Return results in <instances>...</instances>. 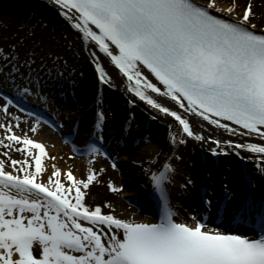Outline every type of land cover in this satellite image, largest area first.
Returning <instances> with one entry per match:
<instances>
[{"label": "snow or ice", "instance_id": "obj_1", "mask_svg": "<svg viewBox=\"0 0 264 264\" xmlns=\"http://www.w3.org/2000/svg\"><path fill=\"white\" fill-rule=\"evenodd\" d=\"M53 3L88 52L98 83L114 87L119 79L129 105L142 102L156 113L153 120L171 117L177 131L170 133V154L140 164L159 208L156 222L92 207L88 191L107 171L96 164L110 162L118 170L102 101L77 144L79 128L65 136L63 123L26 107L34 95L48 104L47 80L54 72L64 75L59 57L49 65L33 52L0 48V264H264V29L253 22L250 0L235 16L234 6L221 8L216 0ZM45 126L71 144L68 160L87 159L79 178L74 169L60 168L55 161L64 158L37 139ZM130 128L121 129V145ZM190 140L201 144L212 165L234 158L240 176L234 183L231 168L206 169L199 211L188 222L177 219L171 192L184 195L194 186L191 177L177 184L178 150ZM107 188L124 190L114 182ZM221 206L226 221L210 222ZM233 223L249 228L236 231Z\"/></svg>", "mask_w": 264, "mask_h": 264}, {"label": "rangeland", "instance_id": "obj_2", "mask_svg": "<svg viewBox=\"0 0 264 264\" xmlns=\"http://www.w3.org/2000/svg\"><path fill=\"white\" fill-rule=\"evenodd\" d=\"M202 1L203 0H198L199 3H201ZM216 3L219 7L225 9L230 6H234L235 11L233 13L237 15L238 13H241L244 10V7L249 3V0H216ZM250 3L252 4L253 11L255 12V18L253 22L256 25L258 24V26L260 25V29H264V0H250ZM13 36H17L21 42H25L28 44H31L32 42L37 44H49L50 47L46 48L45 50L47 58H49L51 61H55L59 57L58 64H65L66 62L67 72H64V74L67 73L68 76L65 77V75H63V77H58L56 74H54L51 79L47 80V83L44 86V94L50 98L52 94H50L49 92L55 91L57 89L59 95L65 96L63 98V104L65 103V105H63L61 108L60 106L58 107V105L53 104L54 102L52 101L53 103L51 110H53L54 112L56 111L57 116L60 119L59 122H65L68 125H72L73 123H75V121L79 120L81 117L80 116L79 118H76L75 116H77V112H79V108L82 105L81 103L80 105L77 101L78 93L76 92V90L78 88L81 89L82 85L86 87L88 85H92L93 91L97 92V88L100 86L99 83L96 81V78L92 74L93 72L91 70L93 67L85 69L83 68L81 71L76 69V74L73 71L75 67L74 62H76V60L82 59L85 61V63L89 62L87 53L84 50L81 42L78 40L76 32L69 26L67 21L60 14L56 16V14H54L53 11H49V9L48 11H45L39 8H33L32 6L26 7L19 3L11 2L9 0H0V48H3L5 50L6 39H10ZM50 42H52V45ZM67 64L69 65V67H67ZM65 78H71L70 80L73 81L71 82V84L74 86L76 85L77 88L68 90L66 87H63L61 84L63 79ZM109 87L115 89L112 91L115 98L106 100L105 97H102V93H104V95L105 93L109 94ZM102 93L98 92V95L101 97V106L104 112L106 113L107 117L110 116V114L113 115L116 111L120 109H125L123 113V115L125 116L124 118L128 117L127 113L129 111L135 112V110H139L143 114L142 119L139 123L141 125L135 123V121H133L131 124L132 126L136 125V128L139 129V131H137L138 134L135 136L136 139L139 137L141 141L142 137H148L150 142L141 143L139 146L131 149L132 151H134L132 153L134 154V159H136L139 154L140 155L138 157H141V159L143 160L154 158L158 154H169L168 150L171 146L169 143V135L167 134L165 141H160V137H162V139L165 138V132L169 130L167 124L168 122L160 121V119L162 120L165 118L158 116L157 119H155L156 124L148 125L147 123H144V121L147 122L146 119H148V117L156 115L155 112L150 110V112L152 113L151 115L147 111H144L143 108L140 109L139 107H137V104H135V107L131 108V110L127 109L128 107H125L126 104L122 103V92L118 91L117 88H113V86L103 88ZM69 94H71L70 97L75 101L74 103H70L69 100L71 99L69 97ZM93 97L94 93L92 94L91 100L94 99ZM104 102L105 105H103ZM64 106L66 107L64 108ZM66 108L69 110L66 111ZM24 118L25 117L21 114V119ZM78 126L81 131V125ZM144 130L145 132L147 130L153 131L156 135L143 134ZM156 137H158V139ZM37 139L42 140L47 145V150L52 156L64 158L63 160L57 159L55 161V163L60 168L64 169L65 171L68 168H72L75 170V174L79 173L81 175L82 170L87 165V159L77 157L75 161L68 160V157L72 154L71 149L69 150V147L60 144V139H57V137H55V140L51 144H48L49 140H47L46 138L43 140L41 136H38ZM57 148L59 150V153H57L56 155L54 154V150ZM201 149V145L190 146L188 148V152L185 154L186 157L184 161L183 170L185 172L191 173V171H195L196 168L197 170L201 169L200 178L202 180L203 173L206 169H208V167L205 168L200 162H197ZM125 150L126 149L121 150L120 148H118L117 145H114L112 146V148H109V151L113 153L117 160L118 170L116 171H113L111 169L110 162L100 161L96 164V168L98 169H107V171L102 175L100 183L104 184L111 181V175H113L117 180L119 179L123 182L127 180L126 178H128L125 173H131L130 170H134V168L141 170L140 164L136 160H134L132 164L128 163L127 161H121V158L125 156H131V150H129L128 147L127 150ZM13 157L16 159L22 158L20 154L17 153H13ZM229 164L230 162H222V172H225L227 168L232 169V167H229ZM8 170L10 171L11 169L9 168ZM183 176L184 177L182 179L188 177L187 175ZM118 185L119 187H122L124 189L123 192L119 193V200L121 203L125 204V206L129 208L130 205L127 199L133 197L130 194L131 186L121 185L119 182ZM143 185H145V178L143 180ZM194 193H196L197 196V189L193 186L190 192L181 195L180 199H172V202L173 200H177L178 204L181 206L180 208H177V211L179 215L183 217L184 221L190 222L189 217L199 211L197 206L193 204ZM86 203L92 207L100 206L96 200H90V198L86 199ZM133 218H135V216ZM136 219L138 221L140 220V222L143 221L140 217H136Z\"/></svg>", "mask_w": 264, "mask_h": 264}, {"label": "bare ground", "instance_id": "obj_3", "mask_svg": "<svg viewBox=\"0 0 264 264\" xmlns=\"http://www.w3.org/2000/svg\"><path fill=\"white\" fill-rule=\"evenodd\" d=\"M23 1L27 2V0H23ZM204 3H205V0H203L201 2V4H204ZM30 4H33V3L30 2ZM54 14H56V16H58V13H55L54 12ZM235 15L236 14L233 13V16H235ZM257 30H260V25L258 26V24H257ZM76 35H77V33H76ZM78 40L81 42V40L79 39V37H78ZM50 43L52 45V42H50ZM81 44H82V42H81ZM5 45H6L5 51H7L8 49H10L12 47H15L21 53L22 56H23V53H25V52H33V53H35L38 63L40 62V60H44V62L46 64H49V65H51V63H52V61L49 58H47L46 53H45L46 48L50 47L49 44H37V43H34V42H32L31 44H28V43H25V42H21L18 39L17 36L16 37L13 36L10 39H6ZM86 53H87L88 61L89 62L88 63L87 62L85 63V61L82 60V59L76 60V62H74L75 63L74 66L75 67H74L73 71L76 74V69L81 71L83 68L85 69V68H92L93 67L91 71L93 72L92 73L93 76L96 78V73L94 72L95 71L94 66L90 62V58H89V55H88V52L87 51H86ZM58 65H59V67L61 68V70L63 72H67V68L65 67V64H58ZM67 67H69L68 64H67ZM110 69H111V65H109V69L108 70H110ZM54 74H55V72L53 73V75ZM64 75H65V77L68 76L67 73H65ZM70 79L71 78H65V79H63L62 85L64 83H67L68 84L70 82H73ZM113 85H114L115 88H117L118 91H121L122 92V94H123V96L121 95L122 103H125L126 104L125 107L126 108L127 107L129 108V105H127V103L125 102L126 97H128V99H129V94L125 90V86L123 84H121L120 83V80L119 79H116L115 77L113 79ZM76 92L78 93L77 94L78 95L77 101H78L79 104L80 103L83 104V107H80L79 108V112H77L78 114L76 113L77 116H75V117L76 118H79L81 115H84L85 114V116H86L85 117V120L88 122L89 120L93 119V116H94V114H96V111H97V106H95V104L93 102V100L97 96V92L96 91L95 92L93 91L92 85H88L87 87L84 86V85H82L81 86V89L78 88L76 90ZM49 93L55 95L54 96L55 98H57V96L59 98V95L57 93H55L53 91L52 92L50 91ZM93 93H94V97H93L94 99L91 100ZM105 95H109V94L108 93H105ZM54 97H53V100L55 99ZM30 100L32 102L26 103V107L34 108V109H36V111H40L41 114L46 115V116H48L51 119H54L56 123H58V124L61 123V122H59L60 119L57 116L56 111L54 112L53 110H51L52 103L54 102L52 99H50L48 97V101H49L48 104H44V103L40 102L35 95L32 96V97H30ZM37 102H38V104H37ZM74 102L75 101L73 100V103ZM53 104H55V103H53ZM136 104H137V107H139L140 109L143 108L144 111H147L149 114L152 115V113L150 112L151 109H149L148 107H146V105H144L142 102L137 101ZM62 106L63 105H61L60 107L62 108ZM65 107L66 106H64V108ZM67 108H66V111L69 110ZM124 110L125 109H120V110L116 111V117L114 116L115 119H113L114 118V117H112L113 115L108 116L107 117V121H106L107 124H108V121L110 122L113 119V120H115L114 121V124H117L119 126V128H120L119 123L122 122L123 119H124V117H125L123 115ZM130 112H132V111H130ZM161 117L165 118V119H162V120L160 119L161 122L162 121L163 122L164 121L168 122L167 124H168L169 130L165 132L166 133L165 138L162 139V137H160L161 138L160 141H162V142H163V140L165 141V139L167 137V134H168L169 135V143H170V133H175L177 131L176 122L173 121L171 117H164V116H161ZM78 122H79V120H76L75 121V123H78ZM144 123H147V122L144 121ZM73 124L72 125L71 124L65 125V127H64V134H65V136H67V134L69 133V131H71L70 130L71 128L69 129V126L71 125L70 127H72ZM170 124H172V127L171 128L169 127ZM196 127H197L198 130H201L202 131V129H199V125L198 124H196ZM121 129L122 128H120L119 131ZM117 130L118 129H116V130L114 129L113 132L111 133V135L114 136V137L120 136L121 132H119ZM41 131H42V134L40 135L41 138L43 140L45 138L47 140H49L48 144H51L55 140V137H57V139H60V142H61L60 144H63V146L69 147V150L71 149V144H66L62 138H59L58 137V136H60V134L57 133L56 131H54L53 129L48 128V127L45 126V127L42 128ZM137 131H139V129L136 128V125H134L133 128H130V133L129 134H132L131 136L133 137L135 134H138ZM140 131H141V129H140ZM143 134L156 135L153 131H148V130L146 132L144 130L143 131ZM208 134L209 133H205V135H208ZM156 138L158 139V137H156ZM85 139H86V133H81V131H80V136H79V139L77 140V144H79V145L82 146L83 141ZM196 145H199L200 146L201 144L198 143V142H193V141L190 140L189 143H188V145L186 147H181L178 150V154L182 155L183 159H182V161L176 162V167H177V170H178V174H177V184L184 177L183 175H187L188 177L193 178V180H194V187L195 188L197 187L198 183H200V184L202 183V180L200 178L201 169L197 170V168H196V170L193 171V172L191 171V173L190 172L189 173L188 172H185L183 170V168H184V161H185V157H186L185 154L188 152V148L190 146H196ZM205 147H207V146H205ZM58 151H59L58 148L55 149L54 150V154L57 155V153H59ZM133 152L134 151H130V153H131L130 155L131 156H125V157L121 158V161H123V162L127 161L128 163H131L132 164V162H134V160H136V161L139 162V164H141V162L144 161V160L141 159V157H138L140 154L139 155L137 154L138 156L136 157V159H134V157H133L134 154H132ZM202 152H203V150H202ZM160 156L162 158L163 156H166V155L165 154H162ZM55 157H57V156H55ZM228 161L230 162L229 167H232V180H233L234 183H238L240 174L234 168L235 166H238V165L235 162L234 158H232V157H230V160H228ZM130 171H131V173H129V174H126L125 173V175H127L129 179L126 178L127 180H125V181L122 182L119 179L117 180L113 175H111L110 176L111 177L110 178L111 181H109V182H114L117 187H119L118 182L121 185H130L131 186L130 194L133 196V195H136V194H140V192H141L140 187H141V185L143 183L144 176L142 175V172H141L140 169L134 168V170H130ZM75 175L78 178L81 176L79 173H77ZM109 182L104 183V184L98 183V184H95L94 186H91L90 187V190L88 191V195L86 196V199L90 198V200H92V199L96 200L99 203V205L102 207V210L105 211V212H111V210L114 209V214L117 217L122 218V219H129V220H133L134 219V220L138 221L136 219V217H140L143 220L142 222H156V220L151 219V218H148V216H146L145 214H143L140 211H138L135 207H129L128 208V207L125 206V204L121 203L120 200H119V193L113 194L112 192H110L108 190L107 184ZM212 186L213 187H216L217 185L216 184H213ZM180 197H181V195L178 192H176L175 190H173L171 192V198H173V199H175V198L180 199ZM193 197H194L193 198V203L195 205H199V202L200 201H199V198L196 196V193L193 194ZM172 204H173V207H174L175 210L177 208H180L181 207L178 204L177 200H174L172 202ZM104 205H111V209L105 208ZM144 207H146V206H144ZM134 216H135V218H133ZM177 219L178 220H183V217L181 215H179V213H178ZM138 222H140V220ZM233 229L236 230V231H241V232L247 231L246 229L242 228L240 224H237L236 226H234Z\"/></svg>", "mask_w": 264, "mask_h": 264}, {"label": "water", "instance_id": "obj_4", "mask_svg": "<svg viewBox=\"0 0 264 264\" xmlns=\"http://www.w3.org/2000/svg\"><path fill=\"white\" fill-rule=\"evenodd\" d=\"M210 165H211L212 167H214V168H216V166H217L216 164H215V165L210 164Z\"/></svg>", "mask_w": 264, "mask_h": 264}]
</instances>
